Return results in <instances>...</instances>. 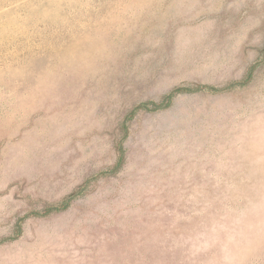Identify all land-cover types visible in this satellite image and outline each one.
I'll return each instance as SVG.
<instances>
[{"label":"rangeland","instance_id":"obj_1","mask_svg":"<svg viewBox=\"0 0 264 264\" xmlns=\"http://www.w3.org/2000/svg\"><path fill=\"white\" fill-rule=\"evenodd\" d=\"M0 264H264V0H0Z\"/></svg>","mask_w":264,"mask_h":264},{"label":"trees","instance_id":"obj_2","mask_svg":"<svg viewBox=\"0 0 264 264\" xmlns=\"http://www.w3.org/2000/svg\"><path fill=\"white\" fill-rule=\"evenodd\" d=\"M250 78H251V74L243 82L232 83L231 85H229L223 89H215V88L207 87V86H201V87H196V88H192V89L188 88V87L175 88L169 94L164 96L160 102L148 101V102L140 103L137 106H135L126 116V121L131 120V118L139 111L156 112V111H162V110L167 109L171 105L173 98L177 95L187 94V93H195V92H199V91L222 92V91L230 90V89L238 87V86H244ZM123 130H124V134H126L127 128H126L125 124L123 125ZM118 154H119V157H118V161H117L115 167L113 169H111L110 171H105V172L100 173L99 177L112 176L117 171H119L121 164L123 163V147H122L121 142L118 145ZM81 192L82 191H78L74 195L63 200L58 205L47 207L44 210V212L41 214L31 213V215L34 217H40V216L43 217V216H46L50 213H58V212L64 211L65 209H67L69 207L70 202L74 198L79 196L81 194ZM24 218L20 219V221H22Z\"/></svg>","mask_w":264,"mask_h":264}]
</instances>
